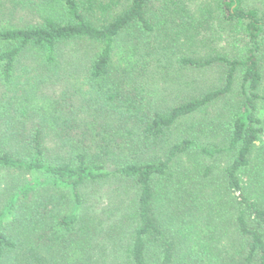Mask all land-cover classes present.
Returning a JSON list of instances; mask_svg holds the SVG:
<instances>
[{
  "label": "trees",
  "instance_id": "obj_1",
  "mask_svg": "<svg viewBox=\"0 0 264 264\" xmlns=\"http://www.w3.org/2000/svg\"><path fill=\"white\" fill-rule=\"evenodd\" d=\"M165 6L157 9L154 0H54L36 23L0 29V172H46L70 189L77 206L72 213L56 212V198L39 190L40 177L21 186L0 210V264H264V18L242 0H219L225 21L242 26L247 56L213 51L182 57L178 62L187 69L216 70L220 84L193 86L169 110H153L135 98L127 102L126 72L118 73L114 56L125 35L155 34ZM79 42L99 49L73 81L88 85L97 105L86 98L68 113L41 90L61 78L62 47ZM240 69L242 103L226 146L216 149L232 153L224 170L229 199L199 220L203 183L191 185L178 163L219 126L212 123L207 133L186 127L183 137H171L179 123L229 97ZM119 132L132 135L135 157L112 165L119 158L112 144ZM109 177L138 190L133 223L116 255L109 248L95 251L97 217L82 212L84 188Z\"/></svg>",
  "mask_w": 264,
  "mask_h": 264
},
{
  "label": "rangeland",
  "instance_id": "obj_2",
  "mask_svg": "<svg viewBox=\"0 0 264 264\" xmlns=\"http://www.w3.org/2000/svg\"><path fill=\"white\" fill-rule=\"evenodd\" d=\"M52 1L54 0H0V29L36 23L40 20L45 5ZM242 2L246 8L257 9L264 18V0ZM164 3L166 13L155 34L143 38L125 35L115 49L114 59L118 65V73L124 71L121 69H125L126 72L122 79H127L125 87L130 91L126 93L127 102L132 103L135 98L141 107L167 111L183 99L184 94L191 93L193 90L191 87L220 84V75L216 70L187 69L179 64V59L184 56L202 58L213 51L245 59L250 44L242 26L225 21L220 11L219 0H174L171 3L170 0H154L157 9L163 7ZM138 40L142 42H138V51L134 52V43ZM97 50L99 49L96 45L86 42L63 46L60 52L61 78L51 84L45 83L41 93L49 96L53 105L64 107L68 113L86 98H89L90 104L95 107L97 101L93 98L90 100L88 85L79 88L73 81ZM261 61L264 64V56L261 57ZM242 72L243 69H240L236 76L235 90L229 97L214 103L206 111L198 113L184 123H179L171 137L174 140L183 137L186 127L192 131L195 129L207 133L212 123L219 126L216 132L199 137L191 153L184 155L178 163L186 169L185 177L191 185L203 183L199 220L211 218L212 208L218 209V205L221 207L222 202L229 199L225 193L224 170L232 160V153L216 152V149L226 146L231 119L241 106ZM21 75L19 79L25 80L23 72ZM1 91L0 85V93ZM130 139L131 134L127 136L126 133L120 132L113 137L112 144L117 148L119 154L116 157L119 158L112 165L129 162L135 157ZM201 147H206L210 153L205 154ZM192 154H196L198 158ZM254 161L259 162L257 158ZM207 169L209 175L206 177ZM0 173V210L8 204L15 191L35 177L41 178L40 192L46 197L56 198V212L68 214L76 210L77 206L71 199L70 189L46 172L4 169ZM244 178L247 179V176ZM137 196V188L128 186L116 177L103 179L84 188L82 212L85 215L96 216L93 224L99 227L97 235L93 238L96 241V252H108L109 248V253L113 250L115 255L118 253V248L128 236L129 225L131 227L133 223L131 216L134 213ZM27 206H31L30 202ZM115 246L116 249H113Z\"/></svg>",
  "mask_w": 264,
  "mask_h": 264
}]
</instances>
